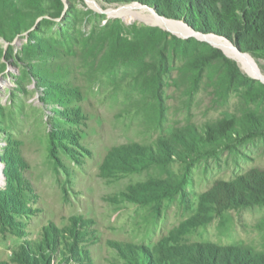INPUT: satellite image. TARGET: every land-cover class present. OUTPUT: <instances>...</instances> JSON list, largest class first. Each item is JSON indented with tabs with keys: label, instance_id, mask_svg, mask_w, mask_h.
<instances>
[{
	"label": "rangeland",
	"instance_id": "1",
	"mask_svg": "<svg viewBox=\"0 0 264 264\" xmlns=\"http://www.w3.org/2000/svg\"><path fill=\"white\" fill-rule=\"evenodd\" d=\"M3 25L19 32L0 31V264H185L200 249L264 250V205L216 211L204 201L216 184L264 170V135L207 145L191 162L160 160L191 126L205 136L222 120L264 115V96L220 94L221 59L193 76L190 52L219 50L259 82L263 53L139 0H0ZM144 27L184 49L133 50ZM210 38L247 56L259 77Z\"/></svg>",
	"mask_w": 264,
	"mask_h": 264
},
{
	"label": "trees",
	"instance_id": "2",
	"mask_svg": "<svg viewBox=\"0 0 264 264\" xmlns=\"http://www.w3.org/2000/svg\"><path fill=\"white\" fill-rule=\"evenodd\" d=\"M139 2L151 4L160 16L182 21L197 33L225 38L243 53L264 54V0H194V5L191 0H156V2L139 0ZM24 19L30 20V18ZM6 27L10 28L12 35L19 32L16 28L3 25L0 28L2 35L5 34L3 29ZM134 31L138 36L135 42L131 43L130 47L133 50L147 53L159 42H169L176 48L184 49V41L170 36L161 29L144 27L141 30L135 28ZM190 54L188 65L193 71V76L198 75L203 66L212 60L223 61L224 69L217 79L220 94H227L234 87H245L247 99L264 96V84L246 77L236 64L223 57L219 50L210 49L207 53L197 56H193L192 52ZM204 132L205 136L191 126L181 134L182 137L174 134L172 136L174 142H171L173 144L162 147L161 151L166 154L160 160L168 162L173 157L177 162H191L195 157L194 151L201 150L207 145H216L220 141L232 143L240 139L263 136L264 115L246 114L238 120H222L216 125L206 126ZM144 157L145 160L152 162L157 159L151 150ZM204 201L212 204L216 211L264 205V170H251L232 182L216 184L204 195ZM259 228L264 230V219ZM183 260L185 264H264V250L255 253L242 247L208 248L193 251Z\"/></svg>",
	"mask_w": 264,
	"mask_h": 264
},
{
	"label": "bare ground",
	"instance_id": "3",
	"mask_svg": "<svg viewBox=\"0 0 264 264\" xmlns=\"http://www.w3.org/2000/svg\"><path fill=\"white\" fill-rule=\"evenodd\" d=\"M109 14L113 15V16H123V14L121 13L120 10L109 11ZM132 15H135V14H133V10L131 13H129V16H132ZM151 23H152V21H151ZM153 23L160 25V26H163V27H166V28H171V29L179 27V25L176 23H172V22L165 21V20H157L156 18L153 19ZM208 41L210 43H212L213 45L220 47L227 54V56H229L232 59H234L235 61H237L239 63V65L241 66L242 70L246 74H248L249 76H252V77H259L257 72H255V69L253 67L251 60L247 56L242 55L241 53H238L231 46H229V45H227V44H225L219 40L210 38V39H208ZM261 80H263V79H261Z\"/></svg>",
	"mask_w": 264,
	"mask_h": 264
},
{
	"label": "water",
	"instance_id": "4",
	"mask_svg": "<svg viewBox=\"0 0 264 264\" xmlns=\"http://www.w3.org/2000/svg\"><path fill=\"white\" fill-rule=\"evenodd\" d=\"M259 80H260V82L264 83V81H263V80H261V79H259Z\"/></svg>",
	"mask_w": 264,
	"mask_h": 264
}]
</instances>
